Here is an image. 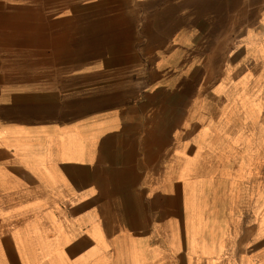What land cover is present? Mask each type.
<instances>
[{"label": "crops", "instance_id": "1", "mask_svg": "<svg viewBox=\"0 0 264 264\" xmlns=\"http://www.w3.org/2000/svg\"><path fill=\"white\" fill-rule=\"evenodd\" d=\"M261 1L0 0V264H264Z\"/></svg>", "mask_w": 264, "mask_h": 264}, {"label": "rangeland", "instance_id": "2", "mask_svg": "<svg viewBox=\"0 0 264 264\" xmlns=\"http://www.w3.org/2000/svg\"><path fill=\"white\" fill-rule=\"evenodd\" d=\"M252 3V2H251ZM261 7H262V12H263V8H264V0L261 1ZM246 12H248V9L246 10ZM230 22H231V18H230ZM259 23V22H258ZM260 23H264V16H261L260 18ZM254 24H257V18H254L252 16V14H249L247 16L244 17V25H245V35L246 37H248V41L252 40V29L251 27L254 25ZM233 26V24L230 23V33H229V41H231V44H230V48L229 49H232L230 51V58H229V61L232 62V64H229V67H230V70H228L229 74H234V76H232L231 78H234L235 75L240 72L241 70H237L239 65H237V62L241 60L242 56H246V54H249L247 53L246 51L248 52H251V48L250 49H247L245 50V45H240V47H237L233 41L237 38H235L236 36L238 35H241L240 34H237L236 30H232L231 27ZM246 41V40H245ZM251 42V41H250ZM251 45V44H249ZM214 49V55H216V53H219L218 56H215L214 57V61L212 63H209V64H206L205 67H209V69H215L217 70L218 72H220V65H219V61H217V58H219L221 56V50L223 52H225V48L221 49L220 48H213ZM244 53V54H243ZM208 61L210 62L211 59ZM252 65L249 64V65H246L245 68L248 69V68H251ZM226 65H225V69H226ZM204 83V82H202ZM208 85H210V83L207 81V84L205 85V87H207ZM219 103H223V99L219 98L218 99ZM263 101H264V98H263ZM226 103V102H225Z\"/></svg>", "mask_w": 264, "mask_h": 264}]
</instances>
